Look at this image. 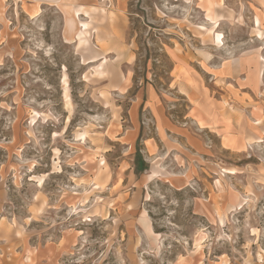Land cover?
Instances as JSON below:
<instances>
[{"label":"rangeland","instance_id":"rangeland-1","mask_svg":"<svg viewBox=\"0 0 264 264\" xmlns=\"http://www.w3.org/2000/svg\"><path fill=\"white\" fill-rule=\"evenodd\" d=\"M0 264H264V0H0Z\"/></svg>","mask_w":264,"mask_h":264},{"label":"crops","instance_id":"crops-1","mask_svg":"<svg viewBox=\"0 0 264 264\" xmlns=\"http://www.w3.org/2000/svg\"><path fill=\"white\" fill-rule=\"evenodd\" d=\"M175 129L178 130L175 126H173V124L171 122L170 123L166 122L163 126L160 127L161 132H164V133L170 132L172 134H175V132H174ZM157 151H158V149H157ZM174 152H175V150L172 148L170 150L169 155L174 153Z\"/></svg>","mask_w":264,"mask_h":264},{"label":"bare ground","instance_id":"bare-ground-1","mask_svg":"<svg viewBox=\"0 0 264 264\" xmlns=\"http://www.w3.org/2000/svg\"><path fill=\"white\" fill-rule=\"evenodd\" d=\"M36 12H37V9L35 8V10L32 13L35 14ZM63 85H64V91H65L64 92V96H65L66 99H68V96H67V88H66V86H67V79H66V77L63 78ZM162 180L164 182H169V178H167V177H163Z\"/></svg>","mask_w":264,"mask_h":264}]
</instances>
